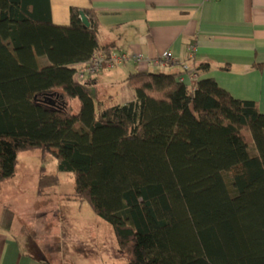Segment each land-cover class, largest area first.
<instances>
[{"label": "trees", "instance_id": "trees-1", "mask_svg": "<svg viewBox=\"0 0 264 264\" xmlns=\"http://www.w3.org/2000/svg\"><path fill=\"white\" fill-rule=\"evenodd\" d=\"M97 32L90 8L71 6L56 24L50 0H0V183L19 153L39 150L72 177L73 199L112 227L122 264H264L257 102L212 78L189 86L141 70L125 79L132 100L97 111L73 78L95 50L110 53ZM58 182L41 171L37 192Z\"/></svg>", "mask_w": 264, "mask_h": 264}, {"label": "crops", "instance_id": "crops-1", "mask_svg": "<svg viewBox=\"0 0 264 264\" xmlns=\"http://www.w3.org/2000/svg\"><path fill=\"white\" fill-rule=\"evenodd\" d=\"M71 6L92 9L100 48L147 57L168 50L177 61L161 66L129 61L92 76L87 86L97 111L133 99L125 81L129 74L152 68L179 73L188 64L199 79L212 78L234 98L256 101L264 114V0H50L52 21L67 24ZM13 225L11 219L0 225V264H58L34 255L32 241L22 242Z\"/></svg>", "mask_w": 264, "mask_h": 264}, {"label": "rangeland", "instance_id": "rangeland-1", "mask_svg": "<svg viewBox=\"0 0 264 264\" xmlns=\"http://www.w3.org/2000/svg\"><path fill=\"white\" fill-rule=\"evenodd\" d=\"M151 71L159 70L152 68ZM16 167L15 176L0 183V225H7L11 219L20 240L32 241L34 255L41 253L45 260L58 264L127 261L128 255L117 247L112 227L93 213L87 201L73 199L72 177L57 171L56 161L50 154L42 155L39 150L21 152ZM41 171L56 174L59 182L39 194L37 181ZM5 202L11 203L6 209L2 206ZM35 246L40 252L34 250Z\"/></svg>", "mask_w": 264, "mask_h": 264}, {"label": "built area", "instance_id": "built-area-1", "mask_svg": "<svg viewBox=\"0 0 264 264\" xmlns=\"http://www.w3.org/2000/svg\"><path fill=\"white\" fill-rule=\"evenodd\" d=\"M132 61L135 64H144L146 66H161L165 64L177 63L172 52L166 50L156 56L147 57L136 52H112L106 54L102 50H95L90 59L75 67L73 78L76 82L86 83L89 78L103 71L104 69L114 68L126 62ZM177 79L191 86L192 82L198 79V74L194 68L188 64H182Z\"/></svg>", "mask_w": 264, "mask_h": 264}, {"label": "water", "instance_id": "water-1", "mask_svg": "<svg viewBox=\"0 0 264 264\" xmlns=\"http://www.w3.org/2000/svg\"><path fill=\"white\" fill-rule=\"evenodd\" d=\"M80 19L83 23L84 26L88 27L90 25L87 17L85 16V14L83 13V11H80Z\"/></svg>", "mask_w": 264, "mask_h": 264}]
</instances>
